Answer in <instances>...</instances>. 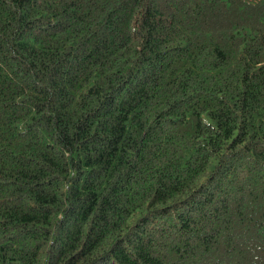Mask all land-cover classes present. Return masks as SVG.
<instances>
[{"label": "trees", "instance_id": "1", "mask_svg": "<svg viewBox=\"0 0 264 264\" xmlns=\"http://www.w3.org/2000/svg\"><path fill=\"white\" fill-rule=\"evenodd\" d=\"M0 264H264V0H0Z\"/></svg>", "mask_w": 264, "mask_h": 264}]
</instances>
